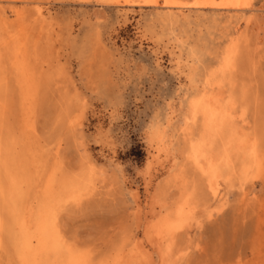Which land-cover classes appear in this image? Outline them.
I'll return each instance as SVG.
<instances>
[{"label": "rangeland", "instance_id": "374dc122", "mask_svg": "<svg viewBox=\"0 0 264 264\" xmlns=\"http://www.w3.org/2000/svg\"><path fill=\"white\" fill-rule=\"evenodd\" d=\"M137 1L0 0V183L32 243L20 260L0 209V264H264V0ZM201 96L232 121L218 146Z\"/></svg>", "mask_w": 264, "mask_h": 264}, {"label": "bare ground", "instance_id": "6f19581e", "mask_svg": "<svg viewBox=\"0 0 264 264\" xmlns=\"http://www.w3.org/2000/svg\"><path fill=\"white\" fill-rule=\"evenodd\" d=\"M107 2H109V3H117V2H120V0H106ZM244 0H222V4L220 3L219 4V7H220V5H221V7H223V8H233V9H241L242 8V6L244 5V2H243ZM103 2V1H102ZM123 4H125V5H130V6H132V5H136L137 4V0H123ZM215 5H216V3H214ZM213 3L210 5V4H205V3H200V4H198L197 6H196V4H194L196 7H205V6H209V7H211V8H215L213 5H214ZM247 4V3H246ZM138 5V4H137ZM166 5V4H165ZM167 5H169V4H167ZM167 5H166V7H167ZM173 6H174V4H172ZM178 5V4H177ZM164 6V5H163ZM185 6H187V5H185ZM218 6V5H217ZM218 7V8H219ZM208 8V7H207ZM217 8V7H216ZM215 8V9H216ZM13 10V9H12ZM15 10V9H14ZM42 10V9H41ZM44 11V10H43ZM2 12V11H1ZM9 12V11H8ZM16 12V11H15ZM15 12H13V13H15ZM18 12H20L19 10H18ZM17 12V13H18ZM45 12V11H44ZM11 13V12H10ZM35 13V12H34ZM46 13V12H45ZM1 14V13H0ZM4 16H6V18H7V14H5L4 12L2 13ZM20 14H21V12H20ZM19 13L18 14H16V15H20ZM36 14V13H35ZM37 15V14H36ZM21 16L22 15H20L19 17L21 18ZM35 16V15H34ZM1 17V16H0ZM3 19H4V17H3ZM8 19V18H7ZM14 19V18H13ZM16 19V21L18 20L17 18H15ZM39 19V18H38ZM41 19V18H40ZM3 21V20H2ZM4 21H5V19H4ZM20 20H18V22H19ZM41 21V20H40ZM39 21V22H40ZM29 22V21H28ZM27 22V23H28ZM39 22H37V24L39 23ZM42 22H44V21H42ZM46 22V21H45ZM4 23H6V21L4 22ZM4 23L2 24L1 22H0V24H2L3 26H4ZM20 23V22H19ZM48 23V22H47ZM46 23V24H47ZM42 24V23H41ZM45 24V25H46ZM44 25V24H43ZM44 25V26H45ZM48 25V24H47ZM46 25V26H47ZM20 26H22L21 24L19 25V27ZM39 26V25H38ZM40 27V26H39ZM22 28H25V26L23 27L22 26ZM22 28H20V29H22ZM29 28V27H28ZM42 28V27H41ZM41 28H40V30H41ZM4 28H2V30H3ZM16 29H17V27H16ZM19 29V30H20ZM44 29V28H43ZM18 30V29H17ZM25 30L26 29H23V31H19V39H17V40H11V42L10 43H15V42H19V43H21L20 42V40H23V39H27L28 37H27V32H25ZM4 31V30H3ZM8 33V32H7ZM5 33H3V35H4ZM12 34V33H11ZM10 34V36H12ZM14 34H16V32L14 33ZM13 34V35H14ZM4 36H6V34L4 35ZM9 36V37H10ZM8 37V36H7ZM13 38H14V36H13ZM16 38H18L17 36H16ZM2 39H4V37L2 38ZM2 39H1V42H3V41H5V40H3L2 41ZM5 39H7V38H5ZM8 39H10V38H8ZM6 40L7 41V43L9 42V40ZM15 39V38H14ZM5 41V42H6ZM23 42V41H22ZM6 43V44H7ZM9 43V44H10ZM24 43V42H23ZM3 44H4V42H3ZM22 44V43H21ZM12 45V44H11ZM1 46V45H0ZM6 46V45H5ZM7 47V46H6ZM17 47V46H16ZM22 47V46H21ZM236 48V47H235ZM17 49V48H16ZM13 50V49H12ZM18 50V49H17ZM231 51V50H230ZM233 51V50H232ZM19 52V51H18ZM17 52V53H18ZM240 53V52H239ZM19 54V53H18ZM22 54V53H21ZM24 54V53H23ZM234 55V52H232V57H234L233 56ZM13 56V55H12ZM17 56V55H16ZM22 56V55H21ZM24 57H26V55L24 56ZM232 57L230 56V53L225 57V59H224V67H227L229 64H230V61H231V59H232ZM16 59V58H15ZM23 59V58H22ZM27 60V59H26ZM18 61V60H17ZM23 61V60H22ZM22 61H20V62H22ZM23 64V63H22ZM232 64V63H231ZM21 65V64H20ZM233 65V64H232ZM26 66V65H25ZM19 67H21V66H19ZM233 67V66H232ZM7 69V68H6ZM228 69V68H227ZM224 73V72H223ZM44 75V74H43ZM238 75V74H237ZM32 77V76H31ZM226 77V76H225ZM20 78V77H19ZM33 78V77H32ZM29 79V78H28ZM238 79V78H237ZM21 81V80H20ZM34 81V80H33ZM224 81V80H223ZM216 82V81H215ZM19 83V82H18ZM30 83V82H29ZM34 84H35V82H33ZM219 83V82H218ZM35 85H37V84H35ZM18 86V85H17ZM208 86V85H207ZM214 86H216V85H214ZM223 85L221 84V87H222ZM19 87V86H18ZM219 87V86H218ZM204 88V87H203ZM214 88V87H213ZM217 88V87H216ZM225 88V87H224ZM233 88V87H232ZM204 90V89H203ZM227 90H229V89H227ZM29 91V90H28ZM209 91V90H208ZM210 92V91H209ZM230 92H231V90H230ZM229 92V93H230ZM25 93V92H24ZM202 93V92H201ZM204 95V94H203ZM232 95H233V93H232ZM25 96V95H24ZM27 96V95H26ZM200 96V95H199ZM198 96V97H199ZM28 97V96H27ZM202 97V99H204L203 98V96H201ZM200 97V98H201ZM205 97V96H204ZM36 98V97H35ZM208 97H206L205 99H207ZM197 99V98H196ZM202 99H200V100H198V101H196V102H194V103H191L190 105H191V110H192V112L193 113H195V114H201V116L200 117H202V132H201V143L202 144H204V143H206L208 140H210V142H211V144L213 145V143H214V146H218V144H219V142H221L222 141V136H221V131L219 130L220 129V127L221 126H223L224 124H225V126L226 127H228V126H230V125H228L227 126V122L228 121H230V120H227V118H225L224 117V115H222L223 113H221L220 115H219V112L220 111H218L217 109H215L214 108V106H209V105H207V104H205V101H207V100H205L204 99V101L202 100ZM211 100H212V98H210ZM228 100V99H227ZM231 100H232V98H231ZM229 101V100H228ZM215 102V101H214ZM235 101H233V103H234ZM206 103H209L210 104V101L208 100V102H206ZM226 103H227V101H226ZM232 102H231V104H233ZM225 105V104H224ZM231 106V105H230ZM235 106V105H234ZM215 107H217V106H215ZM233 108V107H232ZM226 111V110H225ZM244 111V110H243ZM190 112V111H189ZM225 114V113H224ZM228 115H230V112L228 113ZM28 116H29V114H28ZM193 116V115H192ZM198 117V116H197ZM197 117H195L196 119H197ZM26 117H24L23 119H25ZM191 118V117H190ZM193 118V117H192ZM229 119H231V117L229 118ZM28 120H29V118H28ZM195 120V119H194ZM198 120V119H197ZM196 120V121H197ZM31 122V121H30ZM230 122H232V121H230ZM27 123V124H26ZM25 123V125H27L28 126V124H29V122H26ZM194 124H196V123H194ZM231 124V123H230ZM24 125V126H25ZM188 125V124H187ZM31 126H33L32 124H31ZM217 126H218V128H217ZM29 127V126H28ZM28 127H25V128H28ZM34 128V126L32 127V128H30L31 129V132L33 131L32 129ZM187 128V127H186ZM190 128V127H189ZM29 129V128H28ZM200 129V128H199ZM185 130V129H184ZM228 130V129H227ZM229 132H231V131H229ZM227 133L228 134V136L229 137H227L228 138V141H227V143H229V144H233L235 141H231V142H229V139H231V133ZM34 133H35V130H34ZM194 134V133H193ZM35 135V134H34ZM234 135V134H233ZM26 136V135H25ZM158 136H160V135H158ZM20 138V137H19ZM161 138V137H160ZM22 139V138H21ZM29 139V138H28ZM157 139V138H156ZM196 139H198V138H196ZM160 140H162V138L160 139ZM231 140H234V137H233V139H231ZM199 141V140H198ZM17 142V141H16ZM243 142H245V141H243ZM12 143H14V142H12ZM23 143V142H22ZM160 144V143H159ZM224 144V143H223ZM226 144V143H225ZM241 144H242V142H241ZM28 145V144H27ZM27 145H25V146H27ZM161 145V144H160ZM17 146V145H16ZM222 146V145H221ZM233 145H231V147H232ZM247 146V145H246ZM203 147V146H202ZM213 147V146H212ZM211 147V148H212ZM223 147V146H222ZM225 147H230L229 145H227V146H225ZM247 147H249V145L247 146ZM253 147H254V144H253ZM252 147V148H253ZM28 148H29V146H28ZM162 148V147H161ZM233 148V147H232ZM235 148V147H234ZM233 148V150H235ZM256 148V147H255ZM17 149V148H16ZM194 149L196 150V148L194 147ZM210 149V148H209ZM217 149H219V147L217 148ZM225 149V148H224ZM231 149V148H230ZM229 149V150H230ZM249 149V148H248ZM18 150V149H17ZM160 150V149H159ZM162 150V149H161ZM189 150V149H188ZM197 150H198V148H197ZM197 150L195 151V152H197ZM212 150V149H211ZM220 150V149H219ZM225 150H227V148L225 149ZM232 150V149H231ZM242 150H243V148H242ZM194 151V150H193ZM224 151V150H223ZM244 151V150H243ZM251 151V150H250ZM157 152V151H156ZM230 152V154H231V151H229ZM240 153H241V151H239ZM27 153H28V151H27ZM198 153V152H197ZM217 153V152H216ZM215 153V154H216ZM225 153H228L227 151L225 152ZM223 154V156H225L226 154ZM239 153V154H240ZM251 153H252V155H253V157H254V154L255 153H257V152H255V151H251ZM30 154V153H29ZM158 154H161V153H159V151H158ZM157 154V155H158ZM217 154H219V152L217 153ZM245 155H246V153H244ZM16 155V154H15ZM14 155V156H15ZM31 155V154H30ZM57 155H58V153H57ZM56 155V156H57ZM197 155V154H196ZM242 155V154H241ZM240 155V156H241ZM251 155V156H252ZM214 156V155H213ZM212 155H210V157L212 158L213 157ZM218 156V155H217ZM216 156V157H217ZM232 156V155H231ZM249 156V155H248ZM259 156V155H258ZM222 157V156H221ZM233 157V156H232ZM236 157V156H235ZM247 157V156H246ZM250 157V156H249ZM22 158V157H21ZM27 158V157H26ZM210 158V159H211ZM214 158V160H215V157H213ZM219 157H217V159H218ZM226 158H228V154L226 155ZM229 158H230V155H229ZM228 158V159H229ZM240 158V157H239ZM245 158V157H244ZM259 158V157H258ZM189 159V158H188ZM195 159V158H194ZM217 159H216V161L214 162V163H216L215 164V166H217V164H219V163H217ZM220 159V158H219ZM228 159H227V161H228ZM43 160V159H42ZM41 160V161H42ZM196 160V159H195ZM194 160V161H195ZM212 160V159H211ZM213 160V161H214ZM222 160V159H221ZM221 160H219V161H221ZM255 160H257V158H255ZM259 160V162H260V158L258 159ZM1 161V160H0ZM218 161V162H219ZM226 161V162H227ZM245 161H246V158H245ZM253 161V160H252ZM4 162V161H3ZM190 162H192V161H190ZM242 162V161H241ZM2 163V162H1ZM32 163H33V161H32ZM198 163V162H197ZM200 163V162H199ZM213 163V162H212ZM221 163H222V161H221ZM220 163V164H221ZM239 163V162H238ZM253 163V162H252ZM261 163V162H260ZM259 163V164H260ZM42 164V163H41ZM211 164V163H210ZM244 164V162H242V165ZM255 164H257V163H255ZM259 164H258V167H259ZM2 165H4V163L3 164H1V166ZM35 165V164H34ZM227 165V164H226ZM241 165V166H242ZM249 165H250V161H249ZM261 165V164H260ZM44 166V165H43ZM197 166H199V165H197ZM222 166H224V165H222ZM244 166V165H243ZM36 167V166H35ZM218 168H219V166H217ZM232 167V166H231ZM250 167L252 168L253 166L252 165H250ZM257 167V166H256ZM201 168H202V165H201ZM203 169V168H202ZM258 169V168H257ZM260 169V168H259ZM4 170H7L6 168L4 169ZM43 170V169H42ZM45 170V169H44ZM196 170H199V168L197 169L196 168ZM246 170V169H245ZM250 170V169H249ZM39 171H41V170H39ZM200 171V170H199ZM232 171H234L233 169H232ZM231 171V172H232ZM256 171V170H255ZM36 172V171H35ZM43 173H45L44 171H42ZM243 172V171H242ZM247 172H248V170H247ZM7 173V172H6ZM200 173V172H199ZM202 173V172H201ZM226 173H228L227 171H226ZM239 173H241V171H239ZM245 173V172H244ZM8 174V173H7ZM16 174V173H15ZM229 174V173H228ZM242 174V173H241ZM240 174V175H241ZM6 175V174H5ZM44 175V174H43ZM42 175V176H43ZM201 175V174H200ZM224 175V174H223ZM243 175V174H242ZM9 176V175H8ZM8 176H7V180H5V182L3 181L2 182V184L0 183V193L2 194V199H0V200H2V201H4V200H6L7 199V201H9L8 203H6V205H4V202H2L0 205H2V208H0V209H3V212H4V214H6V220L8 221L7 222V224H8V230L6 231V238H7V241H8V243L11 245V247H13L14 249H15V251H16V253L18 254V256L20 257V260H23V261H27L26 259H27V257L25 256V250H29V248L31 247V239H30V235H28V233H27V229L29 228L28 226H27V223H28V221H27V223H25L26 224V226H24L23 224H21L20 225V228H19V230H18V232H19V234H18V236H14L13 235V229L15 228V227H17L16 225H18V213H17V208H16V202H17V200H18V197H20L21 196V193H20V191L18 190V188L16 187L17 186V184H15V181L14 180H8ZM92 177V176H91ZM54 178V177H53ZM1 179V178H0ZM9 179H10V177H9ZM11 179H13V178H11ZM42 179V178H41ZM89 180V179H88ZM88 180H86V181H88ZM191 180V179H190ZM213 180V179H212ZM40 181V180H39ZM71 182V181H70ZM81 182H82V180H81ZM90 181H88V183H89ZM80 183V182H79ZM83 183V182H82ZM87 183V182H86ZM85 183V184H86ZM42 184V183H41ZM75 184V183H74ZM38 185V184H37ZM73 185V184H72ZM83 185V184H82ZM55 186V185H54ZM75 186V185H74ZM88 186H90V185H88ZM42 187V186H41ZM87 186H85V188H86ZM89 188V187H88ZM40 189H42V188H40ZM74 189V188H73ZM92 189L93 188H91V191H92ZM58 190V189H57ZM80 190H81V188H80ZM88 190V189H87ZM86 190V191H87ZM36 191V190H35ZM41 191V190H40ZM70 192V191H69ZM74 192H76V190L74 191ZM74 192H73V194L72 195H74ZM78 192H79V190H78ZM36 193V192H35ZM72 193V192H71ZM71 193H69L70 195H71ZM87 193V192H86ZM85 193V194H86ZM79 194H81V193H79ZM79 194H77L78 196H79ZM71 195V196H72ZM77 196V197H78ZM73 197V196H72ZM72 197H71V199H72ZM74 198L73 199V201L75 202V199H77L78 200V198ZM86 197V196H85ZM67 198V197H66ZM65 198V199H66ZM79 198H81V197H79ZM83 198V197H82ZM67 200V199H66ZM67 202V201H66ZM187 202V201H186ZM33 203V202H32ZM31 203V204H32ZM136 203H138V202H136ZM30 204V203H29ZM30 204V205H31ZM53 204H55V203H53ZM64 204H65V202H64ZM33 205V204H32ZM72 205H74V204H72ZM182 205H184V203L182 204ZM186 205V204H185ZM185 205H184V207H185ZM51 206H53V205H51ZM181 206V205H180ZM54 207H55V205H54ZM27 208V207H26ZM30 208V207H29ZM32 208V207H31ZM35 208V207H34ZM180 208V207H179ZM179 208H177V209H179ZM182 208H183V206H182ZM181 208V209H182ZM56 209V208H55ZM26 210V209H25ZM180 211V210H179ZM29 212V211H28ZM51 212V211H50ZM177 212H178V210H177ZM0 214H2L1 212H0ZM26 214V213H25ZM169 214V213H168ZM167 214V215H168ZM171 214V213H170ZM33 215V214H32ZM52 215H54V214H52ZM27 216V215H26ZM31 216V214L29 215V217ZM55 216V215H54ZM53 216V217H54ZM174 216V215H173ZM179 216V215H178ZM169 217V216H168ZM167 217V218H168ZM172 217V216H171ZM174 217H176V216H174ZM50 218V217H49ZM55 218V217H54ZM53 218V219H54ZM163 219H164V217H163ZM25 221V220H24ZM25 221V222H26ZM171 221V220H170ZM175 221V220H174ZM47 222H48V220H47ZM46 222V223H47ZM167 222V221H166ZM20 223V222H19ZM170 222H168V224H169ZM51 224H54V223H52V221H51ZM161 224V223H160ZM164 224V223H163ZM6 225V224H5ZM36 225H37V223H36ZM35 225V226H36ZM49 224H47V226H48ZM10 226H11V228H10ZM15 226V227H14ZM29 226H31V225H29ZM33 226V225H32ZM52 226H54V228H55V224L54 225H52ZM27 229H26V228ZM51 227V226H50ZM160 227V226H159ZM18 228V227H17ZM36 228H38V227H36ZM47 228V227H46ZM45 228V231L46 230H49V229H46ZM51 228H53V227H51ZM142 229V228H141ZM15 230V229H14ZM29 230V229H28ZM31 230V229H30ZM34 230V229H33ZM56 230H57V227H56ZM34 231H36V230H34ZM39 231V230H38ZM5 232V231H4ZM3 232V233H4ZM17 232V231H16ZM55 232V231H54ZM53 232V233H54ZM57 232H58V230H57ZM32 233V232H31ZM41 233V232H40ZM48 234L47 233V231L46 232H43V236H44V234ZM59 233V232H58ZM34 233H32V235H33ZM50 234V233H49ZM55 234V233H54ZM157 234H160V233H157ZM53 235V234H52ZM147 235V234H146ZM170 235H168V237H169ZM41 237V236H40ZM50 237L51 236H44V238H47V239H50ZM160 237V236H159ZM166 237V236H165ZM53 238V237H52ZM61 237L59 236V239H60ZM38 239V238H37ZM54 239H56V238H54ZM57 239H58V237H57ZM56 239V240H57ZM64 240V239H63ZM62 240V241H63ZM170 240H171V238H170ZM58 241V240H57ZM161 241V240H160ZM159 241V242H160ZM165 241H169V239L167 240L166 238H165ZM58 243H59V241H58ZM58 243H56V244H58ZM157 243H158V240H157ZM161 243V242H160ZM167 244H168V242H166ZM170 243V242H169ZM35 244V243H34ZM45 244H47V245H50L49 247H51V246H53L54 244H53V242H51V243H49L48 242V240H47V243H45ZM63 244H64V241H63ZM62 244V245H63ZM159 244V243H158ZM163 244H165V243H163ZM167 244H165V245H167ZM44 245V244H43ZM68 245V244H67ZM72 245V244H71ZM38 246H40V244L38 245ZM65 247V246H64ZM168 248H170V246L168 245L167 246ZM44 248V247H43ZM45 248H47L46 246H45ZM52 248H54V247H52ZM55 248H57V254L58 255H62L63 253L62 252H60L59 250H58V248H59V245H58V247H55ZM54 248V249H55ZM72 248V247H71ZM75 248V247H74ZM31 249V248H30ZM33 249H34V247H33ZM42 249V248H41ZM41 249H39V250H41ZM76 249V248H75ZM74 249V250H75ZM53 250V249H52ZM56 250V249H55ZM54 250V251H55ZM67 250V249H66ZM69 250H71V249H69ZM77 250H78V253H81V252H79L80 251V249H78L77 248ZM12 251H13V249H12ZM11 251V252H12ZM48 251H49V249H48ZM51 251V250H50ZM170 251V250H169ZM14 252V251H13ZM12 252V253H13ZM34 252V251H33ZM32 252V253H33ZM38 252V251H37ZM60 252V253H59ZM65 252V251H64ZM69 252V251H68ZM73 252H75V251H73ZM15 253V252H14ZM28 253V251L26 252V254ZM84 253V255H85V252H83ZM34 254V253H33ZM32 254V255H33ZM45 254V253H44ZM70 254H71V252H70ZM82 254V253H81ZM80 254V255H81ZM28 255V254H27ZM69 255V254H68ZM75 255H76V253H75ZM79 255V256H80ZM88 255V254H87ZM55 256V255H54ZM62 256H64V255H62ZM77 256V255H76ZM19 257H18V260H19ZM33 257V256H32ZM41 257V256H40ZM57 257V256H56ZM55 257V258H56ZM68 256H66L65 258H67ZM82 257V256H81ZM87 257V256H86ZM29 258H30V256H29ZM42 258V257H41ZM80 258V257H79ZM120 258V257H119ZM44 259V258H43ZM57 259V258H56ZM56 259H55V262H56ZM68 259V262H70L71 264H77V262H78V259H75L74 257H72V255H70L69 256V258H67ZM83 259V258H82ZM31 260H32V258H31ZM41 260V259H40ZM40 260H38V261H40ZM46 260V259H45ZM61 260V262H62V259H60ZM63 260L65 261L64 262V264L65 263H67V261H66V259H64L63 258ZM89 260V259H88ZM15 261V260H14ZM17 261V260H16ZM23 261H22V263H23ZM86 261V260H85ZM90 261V260H89ZM18 262H21V261H18ZM17 262V263H18ZM60 261H58V263H59ZM80 262V261H79ZM78 262V263H79ZM88 262V261H87ZM124 262V261H123ZM165 262V261H164ZM167 262H169V261H167ZM36 263H38V262H36ZM49 263V262H48ZM57 263V264H58ZM63 263V262H62ZM70 263H67V264H70ZM90 263V262H89ZM108 263V262H107ZM113 263V262H112ZM119 263V262H118ZM125 263V262H124ZM19 264V263H18ZM25 264V263H24ZM31 264V263H30ZM45 264H47V263H45ZM82 264V263H81ZM91 264H93V263H91ZM114 264V263H113ZM129 264V263H128ZM165 264H166V262H165Z\"/></svg>", "mask_w": 264, "mask_h": 264}]
</instances>
